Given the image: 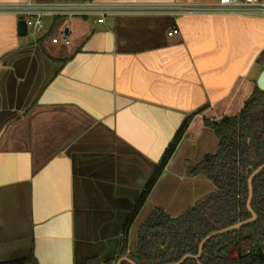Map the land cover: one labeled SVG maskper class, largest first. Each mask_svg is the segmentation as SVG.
<instances>
[{
  "label": "crops",
  "instance_id": "0c3cea01",
  "mask_svg": "<svg viewBox=\"0 0 264 264\" xmlns=\"http://www.w3.org/2000/svg\"><path fill=\"white\" fill-rule=\"evenodd\" d=\"M27 2H92L114 13L100 24L46 17L29 42L17 36L18 17L0 9V263L30 254L37 264L113 260L141 192L201 109L128 231L132 253L154 210L177 217L216 192L189 168L218 149L204 120L237 115L256 86L251 72L264 71V18L218 0H0V8ZM57 34L74 43L59 55Z\"/></svg>",
  "mask_w": 264,
  "mask_h": 264
},
{
  "label": "trees",
  "instance_id": "16d2710c",
  "mask_svg": "<svg viewBox=\"0 0 264 264\" xmlns=\"http://www.w3.org/2000/svg\"><path fill=\"white\" fill-rule=\"evenodd\" d=\"M201 109L187 115L164 158L146 184L127 217L113 260L90 258L84 264H116L128 258L134 264H175L184 256H196L199 245L209 235L251 218L247 211L248 178L264 166V92L254 87L241 111L218 121L204 120L216 139L218 149L189 168L190 176L209 180L216 192L185 213L171 217L154 210L137 232V246L127 253L128 231L144 205L158 177L185 133L192 118ZM251 210L255 222L237 231L210 239L197 260L183 264H264V170L252 181ZM236 249V256L229 253ZM0 264H37L33 255ZM126 264V263H123Z\"/></svg>",
  "mask_w": 264,
  "mask_h": 264
},
{
  "label": "built area",
  "instance_id": "2783aa9c",
  "mask_svg": "<svg viewBox=\"0 0 264 264\" xmlns=\"http://www.w3.org/2000/svg\"><path fill=\"white\" fill-rule=\"evenodd\" d=\"M217 7L225 8L229 11L243 16H258L264 18V0H218ZM3 11H11L18 17V20L25 21L26 32L38 33L43 30V19L49 18H77V17H96L97 23H102L106 16L112 15L114 9L110 6L98 5L92 2L82 4L56 3V4H33L27 2L21 6L13 8H0ZM192 6H179L174 11L194 12ZM177 34L176 30L168 33V37ZM52 44H57V39H52ZM61 43L68 45V39L63 36Z\"/></svg>",
  "mask_w": 264,
  "mask_h": 264
},
{
  "label": "water",
  "instance_id": "95a60500",
  "mask_svg": "<svg viewBox=\"0 0 264 264\" xmlns=\"http://www.w3.org/2000/svg\"><path fill=\"white\" fill-rule=\"evenodd\" d=\"M16 33H17V36L19 38H24L26 35H27V32H26V24H25V21L23 20H18L17 23H16ZM257 89L259 91H262L264 92V71H262L257 80H256V83H255ZM264 170V166H261L259 167L257 170H255L251 175L250 177L248 178V190H249V195H248V200H247V203H246V208H247V211L249 212V214L251 215V218L245 222H242V223H238L230 228H227L225 230H222V231H219V232H216V233H213L211 235H209L208 237H206L204 240H202V242L200 243L199 245V249H198V253L196 256H191V255H186L184 256L179 262L175 263V264H183L186 260H197L200 258L201 254H202V249H203V246L212 238L214 237H217V236H220V235H223V234H226V233H229V232H232V231H237L239 230L240 228L248 225V224H251L253 222H255L256 220V216L255 214L253 213V211L251 210V207H250V204H251V200H252V190H251V184H252V181L253 179L261 172ZM123 263H126V264H134L132 261H130L128 258H122L120 260L117 261L116 264H123Z\"/></svg>",
  "mask_w": 264,
  "mask_h": 264
},
{
  "label": "rangeland",
  "instance_id": "374dc122",
  "mask_svg": "<svg viewBox=\"0 0 264 264\" xmlns=\"http://www.w3.org/2000/svg\"><path fill=\"white\" fill-rule=\"evenodd\" d=\"M79 18L81 19V18H86V17H77V18H73L74 20H79ZM91 18V17H90ZM57 19H59V20H72L71 18H57ZM83 20V19H82ZM91 20V19H90ZM48 21V20H47ZM46 21V22H47ZM80 21V20H79ZM43 35V30L41 31V32H38V33H33V32H31V29L29 28L28 29V31H27V35L23 38V39H25V40H27V41H29V42H33L34 40H36L37 38H40L41 36ZM57 36L61 39L62 37H61V35L60 34H57ZM71 40H73L74 42L75 41H77V39L75 38V39H71ZM73 45H74V43H72L70 46H66V47H62L63 45H61V46H57V47H54V50L56 51V55H59L60 53H62V50H70L72 47H73ZM48 52L51 54V55H54L53 54V51H51V50H48ZM258 76H259V69H254L252 72H251V74H250V76H249V80H251V81H256L257 80V78H258ZM229 256L230 257H234V256H236L235 255V253H233V252H230L229 253Z\"/></svg>",
  "mask_w": 264,
  "mask_h": 264
}]
</instances>
